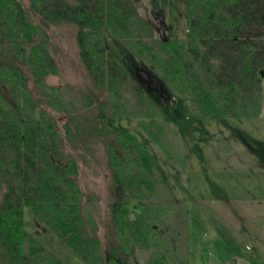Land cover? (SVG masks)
<instances>
[{
	"label": "trees",
	"instance_id": "obj_1",
	"mask_svg": "<svg viewBox=\"0 0 264 264\" xmlns=\"http://www.w3.org/2000/svg\"><path fill=\"white\" fill-rule=\"evenodd\" d=\"M27 1L29 7L24 0H0V264H68L39 240H28V215L83 264H127L137 247L151 251L149 264H189L185 204L175 199L146 146L108 123L136 120L171 160L167 123L132 78L129 57L190 91L206 119L259 118L264 0H187L188 35L175 40L157 39L133 0ZM64 25L75 29L80 60L106 93L102 103H86L111 129L105 130L112 139L106 142L114 193L110 244L98 236L78 164L65 153L50 113L60 106L57 90L45 85L58 72L50 32ZM66 108L71 111L70 104ZM73 122L70 117L68 134ZM180 161L185 167V155Z\"/></svg>",
	"mask_w": 264,
	"mask_h": 264
},
{
	"label": "rangeland",
	"instance_id": "obj_2",
	"mask_svg": "<svg viewBox=\"0 0 264 264\" xmlns=\"http://www.w3.org/2000/svg\"><path fill=\"white\" fill-rule=\"evenodd\" d=\"M133 1L157 39L187 38V0ZM50 41L58 72L50 74L45 85L57 90L54 98L60 103L50 113L65 153L78 164L84 202L98 222V236L104 244H110L114 193L106 142L112 139L105 130L111 129L95 119L97 110L86 103L91 99L102 103L106 93L94 86L80 60L74 28H53ZM126 62L136 84L167 123L171 160L136 120L121 118L108 124L112 130L131 132L146 146L175 199L185 204L189 264H264V92L259 118L206 119L190 91L176 89L144 62L130 57ZM26 84L35 91L32 78ZM70 117L74 122L68 134ZM183 155L185 167L180 163ZM26 228L28 240H39L68 264H83L31 215L26 218ZM150 257V250L137 247L127 264H149Z\"/></svg>",
	"mask_w": 264,
	"mask_h": 264
}]
</instances>
